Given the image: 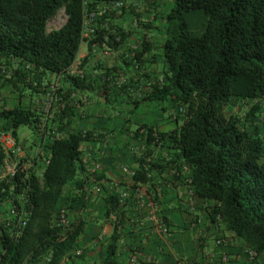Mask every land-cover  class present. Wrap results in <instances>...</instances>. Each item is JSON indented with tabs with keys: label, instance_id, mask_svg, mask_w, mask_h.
<instances>
[{
	"label": "trees",
	"instance_id": "obj_1",
	"mask_svg": "<svg viewBox=\"0 0 264 264\" xmlns=\"http://www.w3.org/2000/svg\"><path fill=\"white\" fill-rule=\"evenodd\" d=\"M116 1L124 5L107 9ZM134 1L0 0V86L19 92L17 103L0 109L1 131L11 133L18 143L17 128L24 125L43 152L41 159H30L31 166L0 179V202L9 203L7 216L0 218V264H62L82 255L78 241L85 220L73 217L68 208L85 204L93 177L82 162L81 144L97 137L72 126L75 102L81 100L72 93L83 87L87 71L84 68L85 76L79 78L66 69L80 51L84 13L100 10L85 43L101 51L118 50L121 59L119 66L99 64L100 77L122 71L127 80L116 87L120 89L137 82L135 78L146 79V88H139L131 101L133 107L151 102L163 116L168 114L166 118L171 111L175 117L168 129L141 123L132 131L144 136L132 183L152 184L153 176L172 170L174 178H185L194 196L211 201L210 218L222 221L245 243L246 256L247 249L257 253L252 264L264 259V133L256 124L264 98V0H168L161 13L163 67L156 81L147 80L143 68L153 56L146 32L137 44L127 45L124 31L113 21L129 18L133 27L149 29L152 19L142 18ZM60 8L67 15L65 22L46 31L48 19ZM48 75H59L60 99L47 114L38 105L43 94L39 97L36 84L48 89L53 82ZM23 94L33 100L27 106L21 103ZM154 147L166 155L154 157ZM3 157L0 150V161ZM39 160L47 163L37 171ZM23 161L25 157L19 168ZM70 183L80 192L62 202ZM102 192L104 216L112 229L105 254L95 264H120L116 251L125 205L116 193ZM61 209L70 224L65 230L57 225ZM112 214L117 220L109 218Z\"/></svg>",
	"mask_w": 264,
	"mask_h": 264
},
{
	"label": "crops",
	"instance_id": "obj_2",
	"mask_svg": "<svg viewBox=\"0 0 264 264\" xmlns=\"http://www.w3.org/2000/svg\"><path fill=\"white\" fill-rule=\"evenodd\" d=\"M126 17L129 15L127 14ZM123 18L117 17L112 20L118 22L119 27L124 31V41L127 45L137 44L143 32H146L152 41L153 56L143 68L148 74L147 80H159L163 67L160 44L165 37L164 24L153 22L149 29H145L133 27L127 21L128 18ZM79 61L86 69L87 77L83 87L76 88L72 97L87 99L88 103L75 109L77 116H74L72 126L93 131L105 130L111 134L107 152L100 158V170L96 175H90L93 180L88 182L98 183L104 192H112L115 189L126 192V197L122 200L125 211L120 227L121 239L116 251L117 262L127 264L129 255L136 253L139 258L150 255L158 264H198L199 261L209 264H248L245 243L229 232L222 221L210 218L208 206L211 201L194 196L185 178L176 179L173 177V171L166 169L153 176L152 184L137 185L121 172V164L134 167L136 158L141 155L139 145L144 136L140 133L134 135L130 130L134 111L142 105L145 114L150 112L151 116L148 118L143 114V118H137L135 121L137 126L146 123L154 124L159 129L161 127L168 129L175 124V117H163L155 103L148 102L133 107L131 101L134 100L139 88L142 90L146 88L143 84L146 83V79L135 78L137 82H127V86L121 89L105 87L101 81L102 70L99 64L101 67L119 66L121 59L118 50L111 51L109 56H104L101 48L96 44H92L91 48H88L87 43L82 44ZM52 78V75L47 76L48 81ZM99 146L100 141L97 139L83 141L82 154H90L92 159H95ZM22 148L32 156L36 146L32 140L29 147ZM158 148H153L154 157L166 155L162 153L164 151L157 150ZM39 162L36 165L37 171L43 166L42 161ZM140 190L145 202L143 206L138 205ZM78 192L79 189L74 188L72 183L68 184L62 202L68 201L70 196ZM149 199L155 201L157 212L169 224L168 234L161 235L152 230ZM3 203L0 202V209L8 208L9 203L6 201L2 206ZM105 208L103 192L93 194L90 188L87 190L83 207L68 208L69 212L75 213L73 217L85 220V228L78 241L82 255L75 256L62 264H95L105 254L112 229L108 218L104 216ZM218 239L221 240L220 243H217Z\"/></svg>",
	"mask_w": 264,
	"mask_h": 264
},
{
	"label": "built area",
	"instance_id": "obj_3",
	"mask_svg": "<svg viewBox=\"0 0 264 264\" xmlns=\"http://www.w3.org/2000/svg\"><path fill=\"white\" fill-rule=\"evenodd\" d=\"M135 2V1H134ZM135 3H133L134 6ZM107 9L111 10H117L121 8L124 3L122 1H116L113 4H108ZM102 10L100 11H91L88 13H84L83 15V22H82V33H81V39L82 44L85 43V38L89 37L90 34L94 32V24L93 21L97 14H101ZM66 13L63 8H60L54 16H52L50 19H48L46 23V31H50L52 29L59 28L66 20ZM135 21H133V25H135ZM136 26V25H135ZM81 47V46H80ZM103 54H107L105 50L102 51ZM80 61H79V54L77 58L73 61V63L66 69V73L71 76H78L79 78H83L85 76V69L84 67H80ZM127 80V76L122 71H115L110 72L106 75H104L101 78V81L105 87H118L125 83ZM60 86L59 82V75H55L53 77V82L49 84V87L46 91L45 97L42 101L41 108L45 113H49L51 108L55 106V103L57 100L60 99V97L57 96L56 90ZM63 101L58 103L60 107H62ZM88 103L87 99H81L78 102H75V106L77 108L83 107ZM87 130V129H86ZM83 130V135L85 134V131ZM92 136L97 137L96 139L100 141V146L97 149L96 157L95 159H92L90 154H84L82 157V162L86 167V170L90 175H95L101 167V161L100 158L104 157L107 152V145L109 143V140L111 138V134L106 131L101 130H94L92 131ZM40 134V133H39ZM0 150L4 153V157L0 161V179L4 176H10L12 177L14 174H16L19 170H23L29 166L32 165L30 162V159L33 158V156L39 155L41 159L42 149L40 147H36L35 152L32 154V156H29L24 149L16 142V139L12 136L9 132H0ZM25 157V161L21 163V168H19V161L21 158ZM44 163H47V160L44 161ZM43 163V165H44ZM121 172L124 174L125 177L132 179L134 175L135 169L133 167L127 166L125 164L120 165ZM96 182V181H95ZM145 182L138 181L136 182L137 185H141ZM90 189L93 194H100L102 193V187L98 183H94V181L91 183ZM112 193H116L120 200L125 199L126 192L123 190H117L115 189L112 191ZM142 193L140 190L139 193V200L138 205L143 206L144 205V199L142 198ZM150 200V201H149ZM148 204L150 205V212L149 217L151 221L153 222L152 230L157 234H168L170 232V226L167 223V221L161 216L160 213L157 212L156 203L154 200L149 199ZM20 216V215H19ZM110 219L117 220L116 216L114 214L109 216ZM21 217H19V220ZM21 223L24 224V220H21ZM57 225L61 226L63 230L69 228V219L63 209H61L57 216ZM104 234V232L102 233ZM101 234V235H102ZM221 240H217V243H220ZM81 252L80 249L76 251V254H79ZM247 260L248 263L251 262L257 257V253L252 249H247ZM225 259V257H223ZM127 264H158L156 260L152 258L150 255H144L143 257L139 258V256L136 253H131L127 259ZM198 264H209L205 261H199Z\"/></svg>",
	"mask_w": 264,
	"mask_h": 264
},
{
	"label": "rangeland",
	"instance_id": "obj_4",
	"mask_svg": "<svg viewBox=\"0 0 264 264\" xmlns=\"http://www.w3.org/2000/svg\"><path fill=\"white\" fill-rule=\"evenodd\" d=\"M151 1L152 0H136L135 2H133V3H135L134 4L135 11L139 12L141 17L144 18V19H152V23L154 22L156 24L157 23L158 24H164V20L161 18V13L164 12L166 10V8L168 7L169 1L168 0H153L154 1L153 2L154 6H153ZM127 21H129V18L127 19ZM103 55L104 56H106V55L109 56L110 52H108L106 55L105 54H103ZM45 83L47 84V82H45ZM44 87H46V86H44V85L38 86L36 84V88H39V91L37 90V92H40L39 97L43 94L42 97H41V100L38 103L39 107H41L42 101L44 99L43 96H44V94H46V91H47V88L44 89ZM18 93H19L18 90L10 89V87H8V86H3V87L0 86V109L1 108L12 107L15 103H17L18 102ZM30 101H33V100H30V97H28L26 94H23V96L21 97L22 105L23 106H27V105H29ZM260 101H261L260 102V109L258 110V122H256V124L258 125L259 130L262 133H264V98L261 99ZM247 106H249V103H246V107ZM246 107L243 108V111L246 110ZM54 108H55V106L53 108H51V109H54ZM54 111H52V112H54ZM243 111H241V112H243ZM149 113L150 112H146V114H145L144 106H142V105L136 111H134L133 118H132L133 121L130 124L131 132L137 126L136 125L137 123H135L137 118H143L142 117L143 114H145V116H147L148 118H151ZM167 115H165V117ZM173 115H174V112L171 111L170 112V116H173ZM1 123L2 122H1V119H0V131L2 130ZM160 129L163 130L165 128L161 127ZM17 135H18V144L21 147L27 148V147H29V145H31L32 133H31V131H30V129L28 127H26L24 125L19 126L17 128ZM139 146H140L139 149H140V152H141L142 149H143L142 148V141H141V144ZM157 150L161 151V148L160 149L158 148ZM5 204L6 203H3L2 206L5 205ZM5 216H7L6 207H5V209H0V218H3ZM259 260H260V264H264V259L260 258Z\"/></svg>",
	"mask_w": 264,
	"mask_h": 264
}]
</instances>
